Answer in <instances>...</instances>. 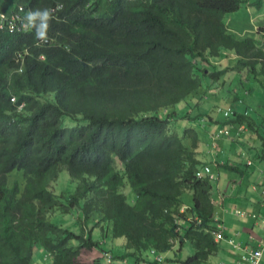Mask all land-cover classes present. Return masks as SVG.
Here are the masks:
<instances>
[{
    "label": "trees",
    "instance_id": "obj_1",
    "mask_svg": "<svg viewBox=\"0 0 264 264\" xmlns=\"http://www.w3.org/2000/svg\"><path fill=\"white\" fill-rule=\"evenodd\" d=\"M247 2L0 0V11L49 13L43 40L39 19L29 32L0 31V264H34L40 245L51 264H87L82 251L95 248L106 264H210L222 249L215 180L198 176L199 130L179 134L176 121L204 99L213 106L200 122L221 113L220 127L256 130L248 107L223 108L207 92L229 73L264 84V26L244 38L227 26ZM203 88L189 111L174 109ZM239 161L220 166L242 173ZM17 169L24 186L9 183ZM64 169L73 193L56 191ZM57 212L76 215L82 231L52 222ZM107 236L125 244L107 250Z\"/></svg>",
    "mask_w": 264,
    "mask_h": 264
},
{
    "label": "crops",
    "instance_id": "obj_2",
    "mask_svg": "<svg viewBox=\"0 0 264 264\" xmlns=\"http://www.w3.org/2000/svg\"><path fill=\"white\" fill-rule=\"evenodd\" d=\"M260 6H262V4H260ZM246 7L247 12H242L241 8L238 12L232 13L227 19L228 28L242 36L249 30H253L251 29V24L247 22L248 16L250 17L249 10L253 9V7L249 2H247ZM260 27L262 26H259L258 29ZM30 29L27 32H29ZM232 56L235 57L234 54H232ZM198 92H200V90ZM198 92L192 95V101H196L197 97L200 95L197 94ZM216 95L217 97L214 98L213 101L219 104L220 101H225L221 100L222 98L218 91ZM229 106L230 105H228V107ZM214 115L216 116L214 121L210 120L207 125L205 124L204 127L202 126V128H200L203 130L204 136L200 135L201 142L198 148L200 158L204 162L203 165L212 163L211 168L217 177L212 198L216 205L215 219L221 220L224 234V240H221L222 249L217 255L211 257L209 263L249 264L244 258L245 251L236 250L229 244L228 240L234 239L235 242L239 243L241 246L249 245L255 247L264 239V231L261 227L264 221V195L262 193L264 190V149L260 148V144L256 146V137L258 135L256 130L252 131L246 127V131H244L240 137H237L236 132H234L238 129L236 130L233 128V133H235L233 138H218L216 140L217 146L215 149H212V151L209 135L217 128H220V124L217 123V120L222 117L221 113H215ZM255 122L257 127V121ZM258 138H260V135ZM238 160H241L239 161L241 164L240 168L244 167V171L241 173L242 178L236 180L233 177H229L225 184H223L221 180V170L223 168L220 164H224L227 161L237 164ZM254 187L257 189H254ZM189 198L191 199L190 196ZM189 198L187 200H190ZM239 211L244 212V214H239ZM40 255L42 256L41 261L34 264H51V258L46 260L44 257L45 251H41ZM261 264H264V254Z\"/></svg>",
    "mask_w": 264,
    "mask_h": 264
},
{
    "label": "rangeland",
    "instance_id": "obj_3",
    "mask_svg": "<svg viewBox=\"0 0 264 264\" xmlns=\"http://www.w3.org/2000/svg\"><path fill=\"white\" fill-rule=\"evenodd\" d=\"M247 1L253 7V9L249 10L250 17L248 16V18H247V22L251 24V26H252L251 29H253V30H249L248 32H246L244 34V37H258L259 36V34L257 32L258 27L264 26V0H247ZM260 4H262V6H260ZM246 6H247V3L245 5H243V7L241 9L242 12H247ZM230 15L231 14H229L227 16V19L229 18ZM237 35L240 38L243 37V36H240L239 34H237ZM234 58L235 57L232 56V54H228V58L221 60V61H224L223 65H226L228 62L230 64H232L234 62ZM254 75L255 74H247V72H244V73L238 72L234 76L233 74L229 73V74L223 76L220 80H218V82L215 83L212 86V88H210L209 91H207V92L209 93V92H213V91H216V92L218 91L221 98H222L221 100L226 101V102L220 101L219 105L223 108H228V105H231L229 107H232V108L235 107L238 110H243V109H246V107H248L250 115L255 118V121H257L256 133H258V135L256 137V146H258L260 144L259 145L260 148L264 149V84H261V82ZM227 87H228V89H227ZM205 89L206 88H203L202 91L198 92L197 94H201V95L206 94ZM234 89H236V90L238 89V92H236V90H234ZM236 96H237V98L239 96L241 99H243V103H239V101L237 102L236 101L237 99H235ZM192 98L193 97L191 95L187 101H184V102L177 104L174 107V109L176 111H179L180 114L189 111V109H190L189 105L192 104ZM212 106H213L212 101H208V100L203 99V102L201 103L199 108H195L194 110H191L192 111L191 116L193 117L192 119L180 118V120H177L176 122L178 123L177 129H178L179 134H183V131L186 127H196L199 130L200 135L204 136L203 130H201L198 127V124H200V126L202 128V126L204 127L205 124L207 125L210 120L209 119H206V120L203 119V121L200 122L199 121L200 118L195 119V117L202 114V113L209 112L211 110ZM65 122L69 126L76 125V123L72 122L68 116L65 117ZM254 135H255V133H254ZM259 135H260V138H258ZM209 137L211 139L210 144H212L213 140H212L211 135H209ZM250 142H252V141H250ZM252 145H253V143H252ZM211 150H212V148H211ZM263 152H264V150H263ZM256 155H257V151H256ZM209 165L212 166V163H210ZM240 169H244V167H242ZM221 173H222L221 174V180H222L223 184H225V182L229 179V177H233L236 180H240L242 178V174L239 171H230V170L223 168L221 170ZM9 179H10V181H9L10 185H14L13 184L14 179H17L22 186H24L26 183L24 171H21L18 169L13 171L10 174ZM214 180H215L214 182L216 183L217 178ZM75 187H76V181L73 180L72 177L70 176L69 172L66 169H64L62 176L60 175L59 184L56 187V191L58 193H60L63 190L67 193H73L75 191ZM128 190L131 191V188H128ZM189 195H190V193L186 194L185 198L188 199ZM130 197H131V199H133L132 195H130ZM50 219L54 223L60 224L64 227L71 228L77 232L82 231L80 223L78 222V218L76 215L63 214V213L57 212V213L52 214L50 216ZM95 220H97V219H95ZM91 225L92 224H90L89 228L91 227ZM107 231H108V229L106 230V232ZM110 231H111V229H110ZM111 233H112V231H111ZM110 236H107L106 238L102 239L104 241V243L102 241L103 248H106L107 250L108 249L113 250L114 244H117V246L125 244V238L124 237H117V238L112 239ZM95 238L97 240H101L102 237L100 236V233H99V234H97V236L95 235ZM40 246H38L35 249V256H36L35 262L36 263L41 261V259H42V256L40 255L39 250H38V248ZM123 247L124 246L120 247V249H122ZM101 251H102V249H101ZM101 251H100V248H95L93 250H83L82 251L83 255H82L80 260L87 263V264H92L93 260L95 258L101 257V262L106 264L107 261L102 256L103 254L101 253ZM42 252H44L43 249H42ZM192 253H193V248L190 245H187L184 248L183 252L181 253V256L185 257L188 254H192ZM47 255L48 254L46 252L44 255L46 260L51 258L50 256H47ZM170 256L174 257V254L172 253V254H170ZM170 264H178V263L172 262Z\"/></svg>",
    "mask_w": 264,
    "mask_h": 264
},
{
    "label": "built area",
    "instance_id": "obj_4",
    "mask_svg": "<svg viewBox=\"0 0 264 264\" xmlns=\"http://www.w3.org/2000/svg\"><path fill=\"white\" fill-rule=\"evenodd\" d=\"M31 26H29L27 17H25L20 12H12L10 14L6 12H0V31L8 30L9 32H27ZM262 45L264 49V34L262 35ZM237 137H239L244 131H246V125L240 124L237 127ZM235 136V133L233 134L231 127H220L217 128L214 132L211 133V137L213 140V143L211 144L212 149H215L217 146L216 140L220 137H227V138H233ZM205 174H208L211 179H216V174L211 168V165L206 164L203 166V169L198 172V176H203ZM254 189H257L254 187ZM264 195V190L262 191ZM239 214L243 215L244 212H238ZM219 230L215 233L216 240H224V234L222 230V225H218ZM262 230L264 231V221L262 222ZM229 244L233 246L236 250L245 251L244 258L249 264H261L263 254H264V239H262L259 242L258 246H241L239 243H236L234 239L228 240ZM108 262L112 261V257L110 254L106 253ZM157 260L161 263L164 262V257L162 255L157 256Z\"/></svg>",
    "mask_w": 264,
    "mask_h": 264
},
{
    "label": "clouds",
    "instance_id": "obj_5",
    "mask_svg": "<svg viewBox=\"0 0 264 264\" xmlns=\"http://www.w3.org/2000/svg\"><path fill=\"white\" fill-rule=\"evenodd\" d=\"M14 12H18V11H14ZM6 13L10 14L9 12H6ZM48 18H49V13L46 10L43 12H39V11L29 12L27 15V21H28L29 26L35 25V22L37 19L40 20V24L37 27V35L41 37L44 35V29L47 27ZM13 101H16V99L13 98ZM111 262H108V263H111Z\"/></svg>",
    "mask_w": 264,
    "mask_h": 264
},
{
    "label": "water",
    "instance_id": "obj_6",
    "mask_svg": "<svg viewBox=\"0 0 264 264\" xmlns=\"http://www.w3.org/2000/svg\"><path fill=\"white\" fill-rule=\"evenodd\" d=\"M43 39H44V36H42V37L40 36V40H43ZM50 41H51L50 39H47V40H46L47 44H49Z\"/></svg>",
    "mask_w": 264,
    "mask_h": 264
},
{
    "label": "bare ground",
    "instance_id": "obj_7",
    "mask_svg": "<svg viewBox=\"0 0 264 264\" xmlns=\"http://www.w3.org/2000/svg\"><path fill=\"white\" fill-rule=\"evenodd\" d=\"M103 243H104V241H103Z\"/></svg>",
    "mask_w": 264,
    "mask_h": 264
}]
</instances>
